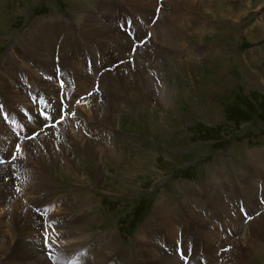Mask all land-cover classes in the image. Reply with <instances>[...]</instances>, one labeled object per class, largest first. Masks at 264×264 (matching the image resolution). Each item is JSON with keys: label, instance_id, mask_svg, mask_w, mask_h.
<instances>
[{"label": "bare ground", "instance_id": "bare-ground-1", "mask_svg": "<svg viewBox=\"0 0 264 264\" xmlns=\"http://www.w3.org/2000/svg\"><path fill=\"white\" fill-rule=\"evenodd\" d=\"M68 1L72 7H80L81 0ZM95 1L89 0V3ZM107 1L120 2L132 12L147 17L152 18L156 14L157 22L155 23L156 17L152 19L150 27L151 24H155L149 32H153L154 40L165 47L167 51L168 48H171L169 50L173 52L174 50L179 51L173 55V59L168 58L174 66L181 65L183 60H180V55L185 53L184 61L188 68L194 65L195 61L186 54L188 52L183 40L184 35L196 38V36H201V33L217 32L221 35L218 40L226 41L224 45L228 44V48H231L235 46L231 35H228L231 34L232 30L230 28L229 30L218 28L217 24L223 22L222 20L226 19L227 15L232 19L239 20L238 23L241 25L245 24L248 19L245 20L242 15L247 13L249 9L246 8L249 5L254 3L261 8L264 6V0H248L244 3L246 10L243 11L244 9H242L241 12H243L240 14V11L234 12L231 9L228 0H197L198 4L195 0H105L101 4L107 5V9L105 7L107 13L111 11L110 7L113 5ZM181 2L183 5L189 4L193 9L208 14L213 17V20L215 19V22L212 20L213 23L208 28H204L202 32L195 30V27L189 28L190 25L181 22V19L186 16L184 12H181L184 10L180 5ZM156 8L159 10L157 13L155 12ZM2 11L1 8V31L7 26L5 19H3L5 13ZM11 11L13 14L19 12L18 9H11ZM121 12L120 10V17L117 15L118 13H113L111 16L108 13L106 16L109 19L113 18V24L116 26L114 27L112 23L106 25L100 21L92 9L81 8L77 14L73 15V21L65 20L68 27L64 25L66 23L56 24L59 26V31L56 33L59 38L62 37L59 39L57 35V41H53V35L46 29L57 21L62 22L61 17L47 21L37 20L31 23L26 32L16 39L17 46L21 51L16 52L17 55L15 52L14 54L7 52L0 61V151L3 152H0V161L3 163L0 164V264H205V260L209 262L208 264H246L247 254L253 257L262 252L256 243L258 237H262L264 234V208L262 209L264 205V150L245 152L248 153L245 158L249 168L244 165V168L240 166L239 168L235 167L236 169H225L227 176H221L220 170L222 168L220 167L210 171L211 178H208L207 181L202 180L199 187L192 186L186 189L187 195L181 201L182 203L175 202V204L168 205H164L162 201L156 203V210L147 223L134 235L132 244L127 250H118L117 247L114 249V245V248L111 249V240L114 239L115 232L92 237L86 231L89 224L97 221L95 215L89 214L93 209L92 195L91 197L86 195L83 198L77 194H72V200L69 199L71 197L68 195H60L57 199L63 198L66 202L64 206L60 202L62 209L56 210L55 214L53 213V215H57L54 217L58 219L57 224H52L51 214H44V211L37 212L38 207L55 200V197L48 198L49 196H46L42 198L41 202L35 204V206L39 204L35 211L33 210L34 204L30 205V198L37 195L42 188L47 190L48 185L52 183L53 179L48 176L50 172L55 173L60 179L68 178V182L71 179H76L77 182H81L79 186L84 185L89 189L99 187L100 190L119 194L123 186L128 183L121 178L122 169L128 172L135 170L143 173L146 162H149L148 168L151 169L154 166L150 163L151 157L147 158L148 155L144 157L146 160L143 161L138 157V154H130L128 144H120V151L116 150L118 138L120 140L124 138L118 131L119 127L115 118L117 114H112L118 112H115V102L119 101L118 94L114 95L113 88L120 80L116 76L120 73H126L125 81L133 87L139 98L144 94L145 101L147 98L153 97L156 103L161 105V113L165 114L160 116L162 121L149 124L150 121L147 116L143 117V123H141L151 128L150 132H147L150 138L155 139V136L158 135V138L168 141L166 117L170 115L169 111L173 113L174 102L171 96L173 93L170 92L168 82L165 80L166 69L170 68L166 66L168 62L166 55H163L166 52L158 51L154 60L144 55L143 49L149 44H147L148 32L142 31V24L139 26L140 30L138 29V33L142 34L141 37L137 39L133 36L137 19L139 21L142 19L133 16L131 13L129 15L127 13L121 14ZM192 18L194 20V17L189 16L188 18L191 25L193 24ZM104 19L107 20L108 18ZM120 26L124 27L123 31ZM254 31L243 30L236 35L241 38L249 35L253 39L263 37L264 21L257 23ZM61 32L67 33L61 34ZM81 36L92 40L88 41V38ZM131 39L145 40V42L135 45L136 42H132ZM197 42L194 45L196 52L199 51L201 44L199 41ZM78 45L83 47L81 48L82 52L88 51L89 57L80 59L76 56V54L80 55L79 52H81ZM153 46L158 48L157 43H154ZM132 47H135L133 54H131ZM147 49L149 51V48ZM180 50L182 51L180 52ZM101 51L105 57L98 55ZM29 52L32 54L30 55ZM199 52L200 55H207V57L209 54L210 57L214 58L219 56L218 52L212 54L206 50H201V48ZM126 53L134 57L132 70L129 68L130 64L125 61L124 55ZM161 53L162 55H159ZM152 54L154 55V52ZM63 57L71 60V70L68 67V60L61 59ZM17 61L22 62L23 65H17ZM243 62L247 63L248 61L244 58ZM106 63L110 67H102ZM83 64L86 70L83 69ZM93 66L95 69L100 67L101 74L98 69L92 74ZM110 68L111 70H109ZM71 71L75 81L73 80V85L67 92L65 86L72 83L70 81L73 77L72 74L70 75ZM86 71H90L92 76H89L90 73H86ZM52 74L55 83L47 80ZM96 83L98 84L97 88L93 90ZM76 86L79 87V94ZM91 90L92 92L88 97L85 95L84 99H82L83 96L81 99L79 98L80 95ZM188 91L183 95V98H189L190 93ZM39 98H43V102ZM27 102L32 108H26L23 105ZM96 102H99V105H94ZM81 103H85L86 108L81 106ZM92 105L93 108H91ZM38 109H42L44 114H40ZM138 112L144 114L141 108L137 109L135 113L137 117L139 116ZM49 114L51 119L43 116H49ZM55 114L56 117H54ZM61 114L64 118L57 124L58 129L45 127V125H55L56 121L60 120ZM28 115L31 117L30 121ZM89 115L92 116L93 124L96 125L91 128L88 126L87 117L89 118ZM114 120H116V125H114ZM14 121H18V123L14 124ZM28 123L35 127H43V129L39 128L40 130L31 131L33 134L38 133L35 138H29L31 135L27 136L26 134L29 130ZM59 124L60 126H58ZM101 124H106V127L112 128L104 131ZM62 125L67 127V130L62 128L61 131ZM73 125L74 127L82 125V129L89 127L92 133H88L89 130H80L79 128L76 130ZM34 126L30 127L34 128ZM17 145H20L19 151H17ZM85 149L88 150L91 160L84 158ZM13 156L16 158L13 159ZM82 159L85 168L79 169ZM102 161L108 162L112 167H116V171L118 170L117 173L109 172V177L104 186L99 185L101 179L96 173L98 171L93 170L94 172H92V167H98ZM78 175H83L84 178L81 179ZM53 176L51 175V177ZM255 178L262 180V189L259 190L260 184L256 182ZM37 179H42L48 183L38 182ZM54 185L59 186L57 183ZM228 188L246 192L245 196L249 198H246L247 213L250 215L255 213V217L247 223L246 228L249 235L245 247L238 242L233 243L229 240L227 232L221 233L215 224V220L221 218L222 225L231 226L233 231L238 226L237 219L232 215L235 213L234 206L230 207L223 200L224 190ZM245 196L237 193L231 195L234 204H238L237 201L240 202ZM67 197L69 198L67 199ZM259 198L262 199V202ZM203 202H208L213 210H202ZM50 206L51 208L46 213L54 208L52 203ZM77 207L82 211L76 214L74 210H78ZM240 209L241 212H246V208L244 209L242 204H240ZM208 211L211 213L204 217ZM236 211L238 215H243L239 212V208ZM257 211L260 213H256ZM229 216L232 221L227 219ZM151 224H158L160 229H152L149 232L148 229ZM254 225L257 227L254 228ZM224 229L227 231V228ZM164 233L166 236L163 235ZM160 235L161 239L157 240ZM218 249H221L220 255ZM107 250L112 252V254L109 253L110 256H108ZM223 250L225 251L223 252Z\"/></svg>", "mask_w": 264, "mask_h": 264}, {"label": "rangeland", "instance_id": "rangeland-1", "mask_svg": "<svg viewBox=\"0 0 264 264\" xmlns=\"http://www.w3.org/2000/svg\"><path fill=\"white\" fill-rule=\"evenodd\" d=\"M104 1L105 0H96L94 3H89V0H81L80 7L77 6L75 8L70 5L68 0H0V4H2L0 5V9L2 8V12L5 13V18L3 19H5V24L7 25L5 28H3V31L0 29V61L7 52L12 54L15 52L16 54V52L19 53L21 51V49H19L17 46L16 39L26 32L28 29L27 27L31 23L36 22L37 20L47 21L52 20L53 18L61 17L62 22L57 21L54 25L51 24L46 29L53 35V41H57V31H59V26L56 24L66 23L65 20L73 21V15L77 14L81 8L92 9L100 21L106 25H111L109 23H112V26L114 27L116 26L113 24V18L109 19V17H106L108 16V13L110 16L113 13H118L117 15L120 17L121 10V14L127 13L130 15L131 13L137 18L140 17L142 20L139 21V19H137V23L135 24L136 30L133 33V36L137 39L141 37L142 34L138 33V29L142 24V31L148 32L147 44H149L147 47L144 46V55L154 60L158 51H164V53L166 52L163 55H166L165 57L168 60L166 66L170 68L166 69L165 73H167V75L165 76V80L168 82L167 85L169 86V90H171L170 92L173 93L171 96L174 102L172 107V109H174L172 111L173 113L169 111L170 115H167L166 117V122L168 124L166 127V131H168L166 132L168 141L158 138V135L155 136V139L153 137L150 138L147 132L149 133L151 128H149L148 125V127H146V125L142 124L143 117L148 116L150 121L149 124H153L155 121L159 123V120H161L160 116L165 115L164 113H161V105L158 102L156 103V100H154L153 97H149L147 98V101H145L146 99L143 97L144 94H142V97L139 98L138 95L135 94L133 87L129 85L127 81H125L124 77L126 76V73H120L116 75L120 80H118V84L114 85L113 88V93L115 96L118 94L117 98L119 101L115 102V112H118L112 114H117L115 118L118 123L117 126L119 127L118 131L119 134L124 137L121 140L118 138L116 150L120 151V144H128V149L131 151L130 154H138V157H140L143 161L146 160L144 157L148 155L147 158L151 157L149 160L154 166L150 169L148 168L149 162H146L143 173H140L141 171L136 172L135 170L128 172L122 169L121 178H123L129 184L127 183L124 185L119 194L100 190L101 188L99 187L96 189H89L84 185L79 186V183L81 184V182H77L76 179H74L75 182L73 179L68 182V178L66 179V177H63L60 179L55 173L53 174L50 172L48 176L53 180L52 183L48 185L47 190L42 188L37 195L30 198V205L34 204L33 210L35 211L39 205L38 204L35 206V204L41 202L42 198L46 196H49L48 198L55 197V200L46 202L38 207L37 212L40 213L44 211V214H51V218H53L52 224H57L58 219L54 218L57 217V215H53V213L55 214L56 210L58 211L62 209V205L64 206L66 202V200L63 198L57 199L60 195H68L71 198L67 197V199L69 198L71 200L73 198L72 194H77L83 198H85L86 195L89 197L92 195L93 197H91V200L93 201V209L89 214L95 215V220L98 222L96 221L95 223L89 224L86 231H88L92 237H95L96 235H102L104 233L115 232L116 235H114V239L111 240V249L114 247V249H116L117 247L118 250H127L132 244L134 235L139 232L145 223H147L148 219L156 210V203L159 201H162L164 205L171 203L175 204V202L179 203L183 201L184 197L187 195V188L192 186L199 187L202 180L207 181L208 178H211L210 171L220 167L222 168V170H220L221 176H227L226 170L235 167L239 168L240 166L244 168L247 166L245 155L253 152V150H264V36H261L262 38L258 37V39H253L249 37V35L242 36V38L236 35V33L238 34V32H242L243 30L254 31L257 23L264 21V6L261 8L259 5L254 3L249 5V7L246 8L249 9L247 13L242 15V18L245 20L248 19L245 24L241 25L238 23L239 20L236 18L232 19L228 17V15L226 19L222 20L223 22L217 24L218 28L228 30L230 28L232 30L231 34L229 33L228 35H231L232 40L235 42V46H232L231 48H228V44L224 45L226 41L218 40L221 35L217 32L201 33V36H196V38L184 35L183 40L187 46L186 51L188 52L186 54L189 58H192L195 61V64L188 68L186 62L184 61L186 58L185 53H183L184 55H180V60H183L184 62L182 61L181 65L178 67L174 66L173 63H170L171 61L169 62L168 58H172L173 55L179 51H170L169 49L171 48H168L167 51L165 47H162L160 43L154 40L153 32H149L153 25L157 22L156 14L152 18L150 16L147 17L145 15L132 12L129 8L120 4V2L117 3L108 1V3H113V5L110 7L111 11H108L107 13L105 10V7L107 9V5L101 4ZM247 1L248 0H228V3L234 12L240 11L241 14L246 10L244 3ZM195 2L197 4L199 3L197 0H195ZM180 5L184 9L181 12H184L186 15L184 16L185 18L181 19V22L183 24L190 25L189 28L192 29L195 27V30L202 32L204 28H208L213 23V17H210L208 14L193 9L191 6H189V4L183 5L181 2ZM11 9H18L19 12L21 9V12H18V14H13ZM242 9L244 10L241 12ZM158 11V8H156L155 12L157 13ZM189 16L194 17V20L192 18V25L191 22L188 21ZM155 17L156 21L155 23L151 24L152 26L150 27V23ZM104 18L108 19L106 20ZM213 21L215 22V19ZM42 25H44V23H42ZM64 25L68 27L67 23ZM162 25L165 26L164 24ZM120 27L123 31L124 27ZM66 33L61 32V34ZM81 37L84 38L85 36ZM61 38L62 37L59 39ZM91 40V38H88V41ZM133 41L136 42L135 45L144 44L145 42V40H132V42ZM180 41L182 42V39ZM197 41L201 43L199 45L201 50H206L212 54L214 52H218L219 56L214 58L212 56L210 57V54L208 55L209 57H207V55H200V48L197 52L194 49L195 43H198ZM154 43H157L158 48L153 46ZM78 46L79 51H81V48L83 47L81 45ZM209 47L211 48L209 49ZM147 48H149V51ZM134 49L135 47L131 49V54L134 53ZM181 51L182 50H180V52ZM87 52L81 51L79 52L80 55L76 54V56H78L80 59H84L85 57H89ZM150 52H154V55ZM31 54L32 53H30V55ZM98 55H103L105 57V54L102 51L98 53ZM128 55L129 54L126 53L124 58L126 63L130 64L129 68L132 70V67L134 66V57L133 55ZM159 55H162V53ZM244 58L248 61L247 63L243 62ZM61 59L68 60V67L71 70V60L67 59L66 57ZM88 62L90 64V61ZM18 64L23 65V63L20 61H17V65ZM106 64L102 67H110L108 64L106 66ZM111 68L109 70H111ZM83 69L86 70L84 64ZM97 69L98 72L101 70L100 67H97ZM97 69H95L93 66L91 73L94 74L95 70L97 71ZM51 71L53 73V70ZM88 72L90 73V71H86V73ZM101 72L102 71L99 73L101 74ZM91 73L89 76H92ZM99 73L98 76L100 75ZM71 74L73 75L72 79H70L72 83L65 86L67 92L73 85L74 74L72 71L70 72V75ZM50 78L47 80L55 83V81H53L55 80L53 74L50 76ZM29 79L31 80L32 77ZM97 85L98 84L96 83V85L93 86V88H95L93 90H96ZM76 88L78 89L79 94V87L76 86ZM187 90H189L188 92L190 93L189 98H183V95H185ZM91 92L92 90L84 95H80L79 98L81 99L83 96L82 99H84L85 95L88 97ZM85 103H81V106H84V108H86ZM97 104L99 105V102H96L94 105ZM23 105H25L26 108H32L28 102L27 104ZM91 108H93V105ZM140 108L144 111V114L138 112L139 116L137 117L135 113L136 110ZM39 113L44 114V112ZM91 115H89V118L85 116L89 120L88 126H90V128L94 125V119ZM43 116H45L47 119H51L50 114L49 116ZM56 116L57 115L55 114L54 117ZM28 118L30 121L31 117L29 115ZM163 119H165V116H163ZM116 120H114V125H116ZM57 124L58 123L55 124L54 128L56 127L58 129ZM27 125H29V130L26 132L27 136H33L31 131L40 130L39 128H41L35 127L29 123ZM101 125L104 131H108L110 128H112L108 126L106 127V124ZM30 126H34V128ZM58 126H60V124ZM79 126L74 127L73 125V128L76 130L79 128L81 130L82 125ZM153 127L155 128L156 126ZM62 128L67 130V127L64 125L60 127L61 131L63 130ZM90 128H83L82 130L88 131ZM98 128L95 129L97 130ZM41 129H43V127ZM88 133H92V131ZM17 137H19L18 134ZM17 137H15L16 140ZM123 150L125 151V149ZM0 152L3 153L2 151ZM84 156L86 160H91V156L89 155L87 149L84 150ZM83 165L84 160L82 159L79 169H84L85 167H83ZM110 165L111 164L108 162L102 161L98 167H92V172L98 171L96 173L98 174L99 179H101V183L99 184L101 186L106 184V179H108L110 173L118 172V170L116 171V167H112V165ZM223 166H225V168H223ZM247 168L249 167L247 166ZM51 175L54 176L51 177ZM78 177L81 179L84 178L83 175H78ZM260 178H255L256 182H259L260 184L258 187L259 190L262 189V180H260ZM37 181H43L42 183L44 184L48 183L44 182L42 179H37ZM54 183H57L60 187L55 186ZM235 193L244 196L246 195V192L243 190L239 192L235 189L232 190L228 188L224 190L223 200L230 207H232V205L234 206L235 213L232 215L237 219L238 222H236L238 226L233 231L231 226H228L231 227L228 228L226 225H222L221 218H217L215 220V224L221 233L227 232L226 234L228 235L229 240L233 241V243L238 242V244L240 243V245L245 247L249 235V232L246 228L247 223L255 217V213L253 215L247 213L248 207L246 198H248V196H245V198H243L240 202L237 201L238 204H234V199L231 197V195ZM60 202H62V205ZM260 202H262V199H260ZM50 203H52L54 208L46 213V211L51 208ZM240 204L243 205L244 209L246 208L245 213H243L244 211L241 212ZM238 208L239 212H241V214L243 213V215L246 217L243 215H238L236 211ZM263 208L264 205L262 206V209ZM77 209L78 210H74L76 214L82 211L78 207ZM201 209L213 210V207L210 206L208 202H203ZM208 213L211 212H206L204 217H207ZM256 213L259 214L260 211H257ZM217 216L220 217L219 215ZM227 219L232 221L230 216ZM229 224L232 225L231 223ZM253 227L256 228L257 225H254ZM158 228V224H151L148 230L150 232L152 229L155 230ZM224 228H227V231H225ZM161 235L157 240L161 239ZM163 235L166 236L165 233ZM179 235L181 236V234ZM222 240L225 241V239ZM256 244L260 246V251L262 252H260L259 255H255L253 257L247 254L246 257L248 260H246V264H264V234L262 237H258ZM225 250H223V252ZM107 252L108 256L112 254L110 250H107ZM220 252L221 249H218L219 255ZM171 253L174 252L171 251ZM208 263L209 262L205 260V264Z\"/></svg>", "mask_w": 264, "mask_h": 264}, {"label": "snow or ice", "instance_id": "snow-or-ice-1", "mask_svg": "<svg viewBox=\"0 0 264 264\" xmlns=\"http://www.w3.org/2000/svg\"><path fill=\"white\" fill-rule=\"evenodd\" d=\"M39 99H41V102H43V98H39ZM63 114H61V117H60V120H57L56 121V123H60L62 120H63ZM55 125H45V127H54ZM38 135V133H34L33 134V137H29V138H35V136H37ZM20 150V145H17V151H19ZM16 157L15 156H13V159H15ZM0 163H2V161H0Z\"/></svg>", "mask_w": 264, "mask_h": 264}]
</instances>
